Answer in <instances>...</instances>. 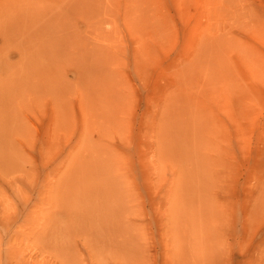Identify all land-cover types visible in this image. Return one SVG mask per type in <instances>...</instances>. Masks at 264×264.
Listing matches in <instances>:
<instances>
[{
    "label": "rangeland",
    "instance_id": "obj_1",
    "mask_svg": "<svg viewBox=\"0 0 264 264\" xmlns=\"http://www.w3.org/2000/svg\"><path fill=\"white\" fill-rule=\"evenodd\" d=\"M60 2L0 0V264H264V0ZM92 146L124 180L105 199L75 180Z\"/></svg>",
    "mask_w": 264,
    "mask_h": 264
},
{
    "label": "bare ground",
    "instance_id": "obj_2",
    "mask_svg": "<svg viewBox=\"0 0 264 264\" xmlns=\"http://www.w3.org/2000/svg\"><path fill=\"white\" fill-rule=\"evenodd\" d=\"M136 1V0H134ZM88 2H92V1H88ZM70 0H61L60 5L62 4H68L70 5ZM84 8H88L85 11H92V8H95L94 5H85L86 3L83 2L82 3ZM67 9L62 7L60 10L57 9V14L60 17H64L65 14L67 13ZM112 9H109V11L107 13H105L104 15H109L111 14ZM135 11L130 8V12H128V16H133L135 15ZM126 18L128 17L125 13L124 15ZM43 24L45 23L42 22ZM132 23V22H131ZM135 29V28H134ZM51 34L50 31H48L47 29L43 28V36L44 37V41L42 43V46L38 47L37 46V50H45L49 47H57L55 49L61 48L64 44L65 41L69 40L68 36H66V34L63 35H49ZM76 39V38H75ZM18 42V41H17ZM13 43V42H11ZM21 43V42H19ZM9 44V42H6V45ZM18 46H22L20 44H17ZM23 48H22V58L23 61L21 63H18L17 67H16V71L14 74V78L13 79H20L24 74V72H26L29 68H30V49L34 48L32 47V44H23ZM95 49V48H94ZM4 62L0 61V65H3ZM29 65V66H28ZM83 67H86V65H84V63L82 64ZM117 88H118V84H116ZM5 87V94L7 96L10 95V90L7 89L9 87L7 86H3ZM115 91L112 89L111 90V94L110 96L106 99L108 100V104H112L114 102V100H116L115 98ZM122 100V96L118 95V108H120V102ZM116 102V101H115ZM106 104L105 106H101V108L103 109V111L108 113V110L110 109V106ZM109 118V117H108ZM114 118L111 119V121H113ZM107 123H109V120H106ZM0 123L3 124L4 126H0V141L2 143V146H0V157H5V149L6 148H2L4 146V142L2 141L3 138H5V134L3 133L4 130H7V126L9 128H11V126H13L11 124H8V119L5 118H0ZM161 129V128H160ZM11 130V129H9ZM100 132L102 134L108 135V133H106V129L105 127H102V129L100 130ZM82 137L81 139L84 140L87 138V134H88V129H83L82 132ZM2 138V139H1ZM6 147H10L9 143H7ZM158 150H159V145L157 146ZM178 148L177 145H174V148L172 149L173 151H175ZM178 150V149H177ZM90 153H88V160L90 161H85L84 162V167L79 171V175L75 178V180H78L79 178V182H78V186L81 190V193L85 196H95V199H105L108 196V193L110 190H112L114 187H117L118 184L123 185V176L120 173V169L118 168V166L116 165L115 161L113 159H108L105 156H103L98 149H96L94 146L91 147V151H89ZM167 156V152L163 153ZM169 154H171L169 152ZM161 155V153H160ZM9 157V155L7 156ZM161 160H164V155H161ZM170 157V156H168ZM90 166V170L89 167ZM93 166V167H92ZM188 172L182 171L181 172V176L178 179V183L176 184V189H179L182 191V189L184 188L185 182H188L189 179L186 176ZM189 174V173H188ZM69 177V176H68ZM70 181V180H69ZM192 185L191 183H189V186ZM176 190H174L173 194H175ZM114 204V202H112V205ZM66 212H64V217L66 219H60V222L62 224H74V220L77 221V219H84L85 217L83 216V214L81 213L80 215H78V209L74 207L73 204L71 203H66ZM98 209V204L96 202L92 203L91 206V211H88L87 216H90L94 219L95 224L100 223L98 220L100 218V214L97 213ZM189 208L187 207V211L188 212ZM196 213V211H191V214ZM77 225V224H76ZM14 255H10V257H12ZM13 258V257H12ZM138 260V259H137ZM0 262H1V258H0ZM140 260H138V262L136 261V259H132V258H120V257H115L114 259H112V261H106L104 264H139Z\"/></svg>",
    "mask_w": 264,
    "mask_h": 264
}]
</instances>
